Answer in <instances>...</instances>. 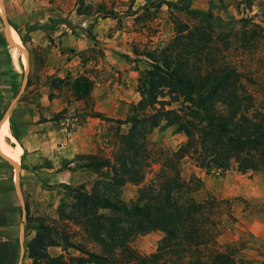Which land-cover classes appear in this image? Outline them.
<instances>
[{
    "label": "trees",
    "instance_id": "trees-1",
    "mask_svg": "<svg viewBox=\"0 0 264 264\" xmlns=\"http://www.w3.org/2000/svg\"><path fill=\"white\" fill-rule=\"evenodd\" d=\"M251 3L246 0L244 8ZM162 5L169 11L172 37L143 53L148 66L139 73V99L126 117L104 118L126 127L117 134L112 159L79 156L84 162L78 167L104 177L108 185H140L136 199L121 206L100 190L66 187L69 201H61L58 220H31L34 234L24 248L29 264H238L234 246L221 251L214 245L219 234L216 200H198L201 180L184 179L179 164L187 157L198 168L220 172L264 169V53L258 56L257 77L242 58L255 41L264 43V20L263 26L249 18L225 22L211 9L193 7L191 0H159L157 6ZM61 82L57 78L50 87L57 89ZM66 83L75 101L90 98L93 82L88 75L78 74ZM90 116L103 117L97 112ZM161 125L182 133L185 140L163 152L152 170L146 139ZM10 223L0 207V227ZM67 223L78 228L79 241L70 239ZM151 230L164 234L154 252L141 255L129 246L133 234ZM4 235L0 230V264H10L17 251ZM88 244L100 251L90 250ZM53 246L64 254L50 255Z\"/></svg>",
    "mask_w": 264,
    "mask_h": 264
},
{
    "label": "rangeland",
    "instance_id": "rangeland-1",
    "mask_svg": "<svg viewBox=\"0 0 264 264\" xmlns=\"http://www.w3.org/2000/svg\"><path fill=\"white\" fill-rule=\"evenodd\" d=\"M158 2L159 0H49L52 11L57 9L67 13V16L76 15L72 16L73 21H65L66 27L71 29L75 42L78 38H83L86 42L80 46L72 42L66 61L63 62L70 70L68 73L61 72V77L52 75L53 77L44 78L38 66V59L41 61L38 51L28 42L21 43L18 35H14V39L27 50V56L24 54L26 61L23 63L20 57L12 55V47L5 40L0 19V120L3 117L7 119L10 133L15 139L14 143L8 139V144H21L20 135L24 131H40L48 137L43 145L32 141L35 146L41 145L42 149L29 153L24 151L17 165L18 172L0 157V166L4 168L0 169V199L4 200L8 216L15 220L11 227L0 229L6 234L3 239H11L17 251L16 259L10 264H18L19 260L20 264H29L24 248L26 241L34 234V223L31 220L38 216L48 222L58 220L57 209L61 201H69L66 187L83 185L88 191L93 188L100 190L121 206H130L136 199L140 185H108L104 177L79 168L78 165L84 162L79 156L96 154L112 159L118 148L117 134L124 132L126 127L104 118L126 117L129 106L139 99V73L148 66L143 53L162 46L173 35L169 11L165 5L157 6ZM245 3L246 0H191L193 7L211 9L214 15L225 22L229 19L249 18L263 26L264 0H252L249 9L244 8ZM0 8L11 27L7 13L19 10V6L10 8L0 0ZM78 9L83 13L78 14ZM179 17L185 20L184 16ZM50 22L47 26L51 24V33L60 39L65 28L57 27L55 33L54 26L59 21ZM97 22L99 26L102 25L100 39L93 33ZM234 26L238 28L239 24ZM60 30L62 32L57 33ZM2 45L6 50H3ZM17 51L19 56L23 54ZM262 53L264 43L257 45L255 41L249 54L242 57L251 76L257 77L259 74L258 56ZM26 68L29 85L26 82L20 91ZM78 74L88 75L93 82L90 98L86 101H75L66 85V82H70ZM57 78L63 82L57 89L51 88V82ZM46 85L49 87L48 94L55 95L57 104L63 106L57 113L49 115L40 113L43 106L38 99L46 91ZM170 107H176V104ZM29 109H33L34 114H40L34 121L33 116L24 115L30 112ZM91 112L100 113L103 117H91ZM146 140L150 152L148 160L152 170H155L163 158V152L175 150L185 137L172 127L161 125L154 128ZM179 168L184 179L195 176L201 180V188L195 194L198 200L209 197L216 200L215 220L219 234L214 245L221 251L234 246L238 264H264V169L243 173L233 168L220 172L198 168L187 157L181 160ZM148 178L150 174L146 176ZM17 179L19 195L15 189ZM67 226L70 239L79 241L81 234L78 228L69 223ZM260 228L263 232L259 234L257 231ZM163 237L164 234L159 230L133 234L129 246L141 255H148L154 252ZM88 247L95 252L100 251L94 244H88ZM48 252L53 256L64 254L62 248L56 246L49 247Z\"/></svg>",
    "mask_w": 264,
    "mask_h": 264
},
{
    "label": "crops",
    "instance_id": "crops-1",
    "mask_svg": "<svg viewBox=\"0 0 264 264\" xmlns=\"http://www.w3.org/2000/svg\"><path fill=\"white\" fill-rule=\"evenodd\" d=\"M59 2V0H56ZM4 3L7 4L8 7L13 6H19V10L12 11L10 13H7L8 19L11 23L10 28V38L11 40L16 43L17 45L21 46V43L17 41L14 35H18L19 37H25L26 42H28L32 47H34L40 56L41 61L38 59V66L41 69L42 76L44 78L51 77L52 75L61 77V72L68 73L70 69L67 68L65 64H63L64 61H66V57L68 56V49L71 47L72 42L73 44H76L78 46L85 45V41L82 38L76 39V42L72 39L71 35V29L67 28L66 22L73 21V17L76 15H69L67 16V13L60 12L57 9L51 10L49 8V0H3ZM10 14V15H9ZM53 20L52 23H55L56 21H59L54 26L55 33L57 30V27H64L63 36L59 38H55V36L51 33L50 26H47L50 21ZM66 21V22H65ZM70 27V26H69ZM102 25L99 26V23L97 22L95 24L94 28V34H96V38L100 39L102 38L100 35V28ZM14 33H12V32ZM62 32L60 30L57 33ZM53 40V41H52ZM4 47L3 45L1 46ZM3 50H6L3 48ZM16 48H11L12 55L20 57V60L24 63L26 61V57L24 53L19 56V53ZM52 76V77H53ZM31 79V78H30ZM30 87V86H28ZM27 87V88H28ZM45 92L39 96V101L42 102V110H40V113L43 115H49L52 113H57L60 111L63 106L57 104V98L55 95H53L52 98H49V87L46 85ZM66 106V105H65ZM30 112H26L24 115H31L32 121H34L35 117H37L39 112H36L34 114L33 109H29ZM48 113V114H47ZM22 116V114H21ZM9 125V122H8ZM38 125H41V123H38ZM37 130V128H36ZM9 133H10V125H9ZM21 133V131H20ZM11 134V133H10ZM12 136V135H11ZM19 137V136H18ZM10 140L11 143L15 142V139L13 136L11 138H7V140ZM19 139V138H18ZM40 142L41 145H43L45 142L48 141V137L46 134L41 133L40 131L36 133H32V131H24L22 135H20V143L16 142V144L11 145L13 148L11 149H4L0 144V152L4 154V152L9 153L11 156H8L4 154L6 157H8L14 164L15 167H17L18 163L20 162V156L21 154L36 151L37 149H42V146H35L32 141ZM0 169H4L0 166ZM4 200L0 199V207L5 209L4 206ZM6 214L8 215L7 211ZM11 223L8 225H4L0 227L6 228L11 227L12 223L15 221L12 217H9ZM1 229V230H2ZM259 234L263 232V229L260 228L257 231ZM230 240L231 234H229Z\"/></svg>",
    "mask_w": 264,
    "mask_h": 264
},
{
    "label": "water",
    "instance_id": "water-1",
    "mask_svg": "<svg viewBox=\"0 0 264 264\" xmlns=\"http://www.w3.org/2000/svg\"><path fill=\"white\" fill-rule=\"evenodd\" d=\"M0 19H1L3 27H4V37H5V40H6L7 44L9 46H11L12 48L18 49L20 52L24 53L27 56V54H28L27 50L25 48H23L22 45L19 46V45H17L16 43H14L11 40V38H10V28L11 27H10V25L8 23V20H7L6 16H5V14L3 13V11H0ZM21 43H22V41H21ZM27 79H28V68H26L25 71H24V76H23V79H22V82H21L20 91L25 86V84L27 82ZM3 121H4V117L0 120V126L3 123ZM0 157L2 159H4L5 161H7L8 163H10L14 167L15 171L18 172L19 168L15 167L13 162L8 157H6L1 152H0ZM15 189H16L17 194L19 195L20 186H19L18 179L16 180V183H15ZM22 211H23V214L25 215V208H24L23 204H22ZM18 264H20V260L18 261Z\"/></svg>",
    "mask_w": 264,
    "mask_h": 264
},
{
    "label": "bare ground",
    "instance_id": "bare-ground-1",
    "mask_svg": "<svg viewBox=\"0 0 264 264\" xmlns=\"http://www.w3.org/2000/svg\"><path fill=\"white\" fill-rule=\"evenodd\" d=\"M2 8H0L1 11ZM11 134L9 133V125L6 118H4L3 123L0 126V144L4 149H11L13 148L11 145L8 144L7 138H11ZM4 154L11 156L9 153L4 152Z\"/></svg>",
    "mask_w": 264,
    "mask_h": 264
}]
</instances>
